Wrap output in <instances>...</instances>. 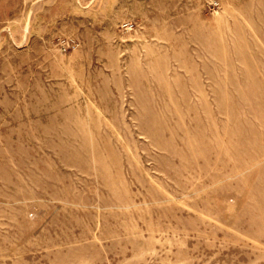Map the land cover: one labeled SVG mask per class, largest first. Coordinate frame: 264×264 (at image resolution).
Listing matches in <instances>:
<instances>
[{"label": "rangeland", "instance_id": "rangeland-1", "mask_svg": "<svg viewBox=\"0 0 264 264\" xmlns=\"http://www.w3.org/2000/svg\"><path fill=\"white\" fill-rule=\"evenodd\" d=\"M0 264H264V0H0Z\"/></svg>", "mask_w": 264, "mask_h": 264}, {"label": "built area", "instance_id": "built-area-1", "mask_svg": "<svg viewBox=\"0 0 264 264\" xmlns=\"http://www.w3.org/2000/svg\"><path fill=\"white\" fill-rule=\"evenodd\" d=\"M64 48H66V47H64Z\"/></svg>", "mask_w": 264, "mask_h": 264}, {"label": "bare ground", "instance_id": "bare-ground-1", "mask_svg": "<svg viewBox=\"0 0 264 264\" xmlns=\"http://www.w3.org/2000/svg\"><path fill=\"white\" fill-rule=\"evenodd\" d=\"M27 31V30H26Z\"/></svg>", "mask_w": 264, "mask_h": 264}]
</instances>
